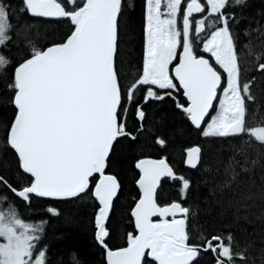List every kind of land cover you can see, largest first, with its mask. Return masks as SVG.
Here are the masks:
<instances>
[{
    "label": "snow or ice",
    "instance_id": "1",
    "mask_svg": "<svg viewBox=\"0 0 264 264\" xmlns=\"http://www.w3.org/2000/svg\"><path fill=\"white\" fill-rule=\"evenodd\" d=\"M232 2L242 5L245 0H146V55L138 69L131 64L125 68L119 55L123 0H21L20 11L27 15L68 25L63 39L40 47L0 0V108L13 113L10 120L0 121V149L15 156L20 177L13 185L0 174V187L29 205L33 198H94L99 205L96 240L105 249L107 264H202L205 256L213 264H252L248 248H241L231 233H200L195 242L197 225L194 220L189 224L190 209L177 202L163 207L157 203L161 179L177 178L163 159L135 163L141 196L131 211L136 232L128 234V246L110 249L106 227L121 191L118 178L106 169L121 138L136 140L126 117L137 91L145 93L147 103L182 89L189 103L177 107L203 136L234 138L236 147L218 185L222 190L231 189L260 163L249 149L264 154V126L250 128L246 119L248 105L255 108L256 78L242 83L241 74L249 63L245 57L254 56L255 70L264 75V53L254 54L251 41L238 49L230 27L235 17L226 11ZM194 13L204 15L197 18ZM210 17L212 30L206 32ZM200 39L207 58L196 51ZM13 47L15 58L9 54ZM216 103L219 111L211 115ZM134 114L143 120L142 106L136 104ZM257 115L254 111L247 118ZM200 152L199 147L188 151L190 167H197ZM189 187L183 180V196ZM47 211L60 215L58 208ZM42 232V224L26 223L14 203L0 195V264H49L47 248L40 246Z\"/></svg>",
    "mask_w": 264,
    "mask_h": 264
},
{
    "label": "trees",
    "instance_id": "2",
    "mask_svg": "<svg viewBox=\"0 0 264 264\" xmlns=\"http://www.w3.org/2000/svg\"><path fill=\"white\" fill-rule=\"evenodd\" d=\"M4 2L14 15V23L27 30V35L37 47L60 41L68 31V25L63 21L32 17L20 11L21 0ZM226 11L235 17L230 21V27L238 49L251 41L254 54L264 53V0H245L242 5L232 2ZM212 19L210 17L206 21V32L212 30ZM198 35L204 37L205 33ZM202 44L203 39H200L196 50L202 48ZM9 54L15 58L17 47H13ZM119 55L125 68L131 64L142 69L146 55V0H123ZM245 58L249 63L247 71H242L241 82L256 78L252 86L255 108L251 103L248 105L247 117H251L254 111L258 113L255 119L246 117L247 126H264V75L255 70L258 62L254 56ZM159 91L163 94L170 90ZM136 95L138 99L128 106L126 117L127 129L133 132L136 140L121 138L107 168V172L115 175L121 183V191L107 225L108 246L111 249L126 247L128 234L135 233L131 211L140 196L136 187L139 173L135 163L146 157L164 158L173 167L177 178L162 181L157 195L158 204L165 206L180 202L190 209L189 224L194 220L197 225L193 241L199 242L200 233L208 237H226L231 233L241 248H248L252 264H260L264 257V154L257 148L249 149L254 158L260 157V163L252 174L240 177L231 189L222 190L218 185L223 179V165L236 147L231 143L234 138L205 137L200 129H195L188 116L177 107L178 103L186 106L182 91H173L163 100L149 99L147 103L144 102V92L137 91ZM136 104L142 106L143 120L134 114ZM12 115L10 108H0V121L10 120ZM160 140L164 143H158ZM250 142L258 143L254 138H250ZM195 146L201 148L200 162L196 168H189L185 165L186 153ZM0 174L13 185L20 179L15 156L2 149ZM180 177L190 182L186 196L182 195L183 180ZM242 194H250L251 199L243 200ZM0 195L7 196L14 203L19 217L25 222L42 224L40 246H46L49 264H106L105 252L96 240L95 220L99 205L94 198L75 201L33 198L29 205L3 187H0ZM49 207L58 208L60 215L50 214L47 211Z\"/></svg>",
    "mask_w": 264,
    "mask_h": 264
},
{
    "label": "water",
    "instance_id": "3",
    "mask_svg": "<svg viewBox=\"0 0 264 264\" xmlns=\"http://www.w3.org/2000/svg\"><path fill=\"white\" fill-rule=\"evenodd\" d=\"M197 14H200V13H194L193 15H197ZM39 18H45V17H39ZM46 19H53V18H46ZM182 90V89H181ZM183 91V90H182ZM187 98V97H186ZM214 106H215V104H214ZM190 123H191V120H190ZM192 124V123H191ZM192 126L195 128V126L192 124ZM202 127H203V125H202ZM195 129H197V128H195ZM195 147H198V146H195ZM195 147H193V148H195ZM193 148H190L189 150H191V149H193ZM200 148V147H199ZM188 150V151H189ZM188 151H187V153H188ZM142 159H152V160H161V159H163V160H165L166 161V163L169 165V167H171L172 168V166L170 165V163L167 161V159H164V158H152V157H146V158H142ZM187 159H188V156H186V161H185V163H186V166L187 167H190L189 165H188V163H187ZM198 166V165H197ZM190 168H192V167H190ZM172 170H173V168H172ZM137 171H138V173H139V170L137 169ZM106 172H107V169H106ZM108 173V172H107ZM173 173L175 174V172H174V170H173ZM166 178H170V177H163L162 179H161V183H162V181L164 180V179H166ZM93 179H95V177L93 178ZM139 179V178H138ZM138 181V180H137ZM161 183H160V185H161ZM136 187H137V189L139 190V192H140V189H139V187H138V184H137V182H136ZM160 188V187H159ZM159 188L157 189V193H158V190H159ZM118 196H119V194H118ZM140 196H141V192H140ZM118 198V197H117ZM116 198V199H117ZM41 199H44V200H47V201H59V200H54V199H50V198H41ZM116 199L114 200V202H113V207H114V203H115V201H116ZM139 200V199H138ZM98 202V201H97ZM138 202V201H137ZM136 202V203H137ZM158 203V202H157ZM177 203H179V202H177ZM181 204V203H180ZM182 205V204H181ZM169 206V205H168ZM134 208V207H133ZM112 211H113V209H112ZM112 211L110 212V214H109V218H108V220H107V222H106V227H107V225H108V222H109V220H110V217H111V215H112ZM171 217V216H170ZM169 217H167V219H168ZM176 218L177 219H179V218H181L180 217V214H177V216H176ZM132 219H133V217H132ZM156 219H160V220H162L163 218H161V217H153V220L155 221ZM157 221V220H156ZM133 222H134V219H133ZM135 226V225H134ZM100 246V245H99ZM101 247V246H100ZM102 248V247H101ZM110 248V247H109ZM103 249V248H102ZM111 249V248H110ZM118 249H120V248H118ZM118 249H112V250H118ZM104 250V252H105V249H103ZM105 260H106V253H105ZM106 264H107V261H106Z\"/></svg>",
    "mask_w": 264,
    "mask_h": 264
},
{
    "label": "flooded vegetation",
    "instance_id": "4",
    "mask_svg": "<svg viewBox=\"0 0 264 264\" xmlns=\"http://www.w3.org/2000/svg\"><path fill=\"white\" fill-rule=\"evenodd\" d=\"M200 2L201 3H206L205 2V0H200ZM204 14H197V15H193V16H195V17H197V18H201L202 16H203ZM198 53H200V54H202V55H204L205 56V58H207L208 57V53H203L202 52V48H200L199 50H196ZM175 63V62H174ZM182 91V90H181ZM182 93H183V91H182ZM184 96V95H183ZM184 98H185V100H186V106L188 105V100H187V98L184 96ZM218 99H219V97H218ZM212 114V113H211ZM190 120V119H189ZM199 130V129H198ZM201 149V148H200ZM200 154H201V152H200ZM186 156H187V153H186ZM185 165H186V163H185ZM190 168V167H189ZM172 179V178H171ZM162 184V183H161ZM161 186V185H160ZM139 191V190H138ZM159 191V190H158ZM139 194H140V192H139ZM157 195H158V193H157ZM139 198H140V196H139ZM138 201V200H137ZM180 203V202H179ZM136 204V203H135ZM172 204V203H171ZM182 204V203H181ZM170 205V204H169ZM135 206V205H134ZM165 206H168V205H165ZM182 206H184L183 204H182ZM163 207V206H162ZM169 220H171L172 219V217H169L168 218ZM157 221H160V219H156ZM155 220V221H156ZM133 225H134V222H133ZM134 230H135V232H136V229H135V226H134ZM128 246V245H127ZM126 246V247H127ZM203 262H205V264H213V260H212V257L211 256H205L204 257V260H203Z\"/></svg>",
    "mask_w": 264,
    "mask_h": 264
},
{
    "label": "rangeland",
    "instance_id": "5",
    "mask_svg": "<svg viewBox=\"0 0 264 264\" xmlns=\"http://www.w3.org/2000/svg\"><path fill=\"white\" fill-rule=\"evenodd\" d=\"M205 2H206V0H205ZM163 10H164V8H163V3H162V11H163ZM162 18H163V17H162ZM174 62H175V61H174ZM174 62H173V63H174ZM222 98H223V97H222V94H221V96L219 97V99H222ZM219 99H218V100H219ZM215 108H216L215 113H213L212 115H215V114L219 111V103L216 104V107H215ZM136 170H137V169H136ZM137 172H138V171H137ZM3 210L7 211V209H3ZM27 218H28L29 220H32V221L34 220V219H32L31 217H28V216H27ZM27 222H28V221H26V223H27Z\"/></svg>",
    "mask_w": 264,
    "mask_h": 264
},
{
    "label": "bare ground",
    "instance_id": "6",
    "mask_svg": "<svg viewBox=\"0 0 264 264\" xmlns=\"http://www.w3.org/2000/svg\"><path fill=\"white\" fill-rule=\"evenodd\" d=\"M199 147V146H198ZM189 150V149H188ZM168 161V160H167ZM185 161H186V158H185ZM171 165V164H170ZM173 168V167H172ZM174 170V169H173Z\"/></svg>",
    "mask_w": 264,
    "mask_h": 264
}]
</instances>
